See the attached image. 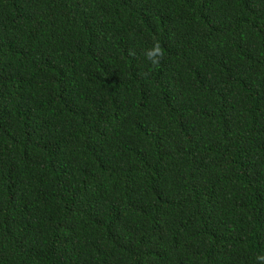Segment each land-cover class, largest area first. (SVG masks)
Returning <instances> with one entry per match:
<instances>
[{"label":"trees","instance_id":"16d2710c","mask_svg":"<svg viewBox=\"0 0 264 264\" xmlns=\"http://www.w3.org/2000/svg\"><path fill=\"white\" fill-rule=\"evenodd\" d=\"M0 264H264V0H0Z\"/></svg>","mask_w":264,"mask_h":264},{"label":"clouds","instance_id":"9594fccd","mask_svg":"<svg viewBox=\"0 0 264 264\" xmlns=\"http://www.w3.org/2000/svg\"><path fill=\"white\" fill-rule=\"evenodd\" d=\"M130 56H135V52L129 50ZM146 58L151 62L155 67H159L161 61L164 59V50L162 49L159 41H156L152 48L148 49L145 53Z\"/></svg>","mask_w":264,"mask_h":264}]
</instances>
